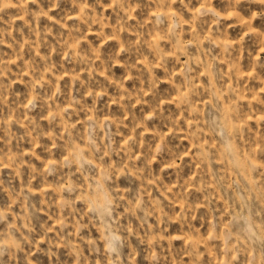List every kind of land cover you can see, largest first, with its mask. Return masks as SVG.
<instances>
[{
    "label": "rangeland",
    "instance_id": "374dc122",
    "mask_svg": "<svg viewBox=\"0 0 264 264\" xmlns=\"http://www.w3.org/2000/svg\"><path fill=\"white\" fill-rule=\"evenodd\" d=\"M0 264H264V0H0Z\"/></svg>",
    "mask_w": 264,
    "mask_h": 264
}]
</instances>
